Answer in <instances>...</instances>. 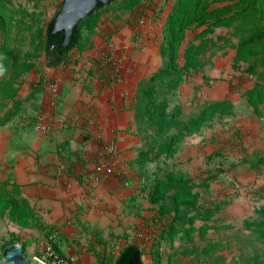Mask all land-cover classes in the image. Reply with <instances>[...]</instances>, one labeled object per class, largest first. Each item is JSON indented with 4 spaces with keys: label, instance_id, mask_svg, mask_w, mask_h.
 Wrapping results in <instances>:
<instances>
[{
    "label": "rangeland",
    "instance_id": "obj_1",
    "mask_svg": "<svg viewBox=\"0 0 264 264\" xmlns=\"http://www.w3.org/2000/svg\"><path fill=\"white\" fill-rule=\"evenodd\" d=\"M63 1L0 0V191L3 184L10 190L29 164L26 130L38 125L44 106V127L60 129L62 109L69 115L85 104L83 94L93 92L101 76L94 63L79 66L83 58L74 54L81 42L73 68L47 66L46 29ZM152 15L160 20L161 34L152 38L163 65L138 93L130 131L142 140V152L97 161L95 180L84 181L90 187L79 201L45 217L42 226L23 228L0 215V261L15 243L28 258L47 263H53L49 246L65 262L57 264H116L135 244L145 264H264L257 231L264 229V0H114L86 24L112 41ZM100 22L115 27L105 30ZM127 37L134 46L141 33ZM110 79L103 75L104 83ZM218 102L224 104L197 125ZM70 167L65 163L63 172ZM170 175L186 178L190 190H170L153 203L155 187ZM107 178L119 190H95ZM187 191L194 195L190 203L173 197Z\"/></svg>",
    "mask_w": 264,
    "mask_h": 264
},
{
    "label": "crops",
    "instance_id": "obj_2",
    "mask_svg": "<svg viewBox=\"0 0 264 264\" xmlns=\"http://www.w3.org/2000/svg\"><path fill=\"white\" fill-rule=\"evenodd\" d=\"M152 17L154 16L142 18L137 28L130 25L124 27L114 35L112 41L91 33L90 40L85 41L82 44L85 46L74 54L75 57L81 55L83 58L79 66L87 68L94 63L102 76L104 70L100 71L101 62L105 57L112 59L119 66L121 82L113 81L108 84L99 77L94 83L93 92L83 94L85 104L81 102V106L77 105L75 109L67 108L68 112L71 111L69 115H65V109H62L63 114L59 113L63 119L60 129L48 131L47 126L44 127L49 116L48 109L44 106L35 129L30 126L26 130L25 141L29 145L26 162L29 164L19 170L21 175L17 173L16 181L21 187L22 197L43 217V223L51 213L58 210L68 211L79 201L85 187H90L87 183L84 185V181L88 180L92 185L95 180L96 174L91 172L93 166H98L97 161L103 164L110 157L114 159L116 155L123 159L127 155L137 156L142 152V140L130 131L137 116L138 93L141 83L149 75L157 73L163 65L159 48L152 38L161 34L160 20ZM108 25L115 27L110 23ZM108 25L103 27V22L99 23V27L105 30H108ZM134 31L141 33V39L139 43L131 46L127 35ZM88 57L95 59L90 62ZM70 66L73 68L75 62ZM65 83L69 86L71 81L66 80ZM86 104L89 106L85 108ZM64 143H67L65 149L72 155V160L63 161L61 164L58 147ZM77 155L82 158L81 161H77ZM52 160L54 163L51 166L49 163ZM65 163L73 166L69 171L73 175L63 172ZM98 169H102V166ZM95 190H119V185L112 178H107Z\"/></svg>",
    "mask_w": 264,
    "mask_h": 264
},
{
    "label": "trees",
    "instance_id": "obj_3",
    "mask_svg": "<svg viewBox=\"0 0 264 264\" xmlns=\"http://www.w3.org/2000/svg\"><path fill=\"white\" fill-rule=\"evenodd\" d=\"M65 1V0H64ZM62 2V5L64 3ZM106 5H102L98 9H96L90 17L84 19L80 25L78 26L76 33L74 35L73 41L71 42L69 47L63 46L64 38H65V32H60L57 35H52L51 33V25L55 21L56 16L60 12V10L51 18L50 22L47 25L46 29V35H45V55H46V60H47V66L49 68H56L60 65H69L70 62L72 61V54L73 50L76 49L77 45L81 42L82 44L90 40V35L93 32V29L90 26H87L86 22L91 20L96 14L98 10H101L105 7ZM181 14L178 13V16L175 19V23L177 25L178 22L182 20ZM87 26V27H86ZM86 27V28H85ZM85 28V32L87 36L85 35V39L83 38V30ZM94 34V32L92 33ZM177 36V33L175 32V39ZM109 41V40H107ZM81 44V45H82ZM85 46V45H82ZM81 46V47H82ZM171 53H172V60L174 61L177 58V50H176V45L173 41V45L171 48ZM189 53V60L193 61L191 54V51L187 52ZM109 60V58H106L101 62L102 66L100 67V71L103 69L104 73L103 75L107 76H112L115 74L116 78L117 73L113 70V64L108 66L106 64V61ZM103 75L101 79L103 80ZM157 75H153L152 78H156ZM115 80H108V84H112V82ZM43 82V76L40 77L39 83ZM254 93V92H252ZM251 101L253 100V96L250 97ZM224 104V102H218L212 105H209L201 118L197 120L195 123L197 125L205 122L208 120V117L215 114V112ZM256 107V105H255ZM10 119L7 118L2 121V124H6L9 122ZM67 146V143L61 144L58 147V155L61 160V164L63 161H71L72 160V155L70 153H67L65 150V147ZM82 158L77 155V161H81ZM61 164L59 166V169L61 170ZM69 175H73L72 172H69ZM79 180L81 181V177H79ZM190 190L189 188V183L187 182L186 178L182 177H177L174 175H170L168 182L164 184L163 186L157 185L154 189V192L151 195V201L153 203H156L160 200H163L166 198L167 194L169 193L170 190ZM176 200H180L183 203H190L193 201L194 195L191 194V192H176L173 196ZM262 213L264 214V209H262ZM8 214L9 219L18 224L19 226L23 228H28V229H34L37 228L38 226H42V220L41 217L38 215V213L35 211V209L29 204V202L22 197L21 194V187L17 183H14L13 186L10 188V190H6L4 188V184L1 187L0 191V215L5 216ZM260 234L261 237L264 238V229H258L257 230ZM12 245H15V243H12ZM138 253L140 256V264H145L142 259V250L138 245L132 244L126 246L120 257L117 259L116 264H128L130 259Z\"/></svg>",
    "mask_w": 264,
    "mask_h": 264
},
{
    "label": "water",
    "instance_id": "obj_4",
    "mask_svg": "<svg viewBox=\"0 0 264 264\" xmlns=\"http://www.w3.org/2000/svg\"><path fill=\"white\" fill-rule=\"evenodd\" d=\"M114 0H65L63 6L51 25L52 35L65 32L63 46L69 47L80 23L101 7ZM4 259L0 264H46L38 258L30 259L20 245H10L5 249ZM128 264H140V256L136 253Z\"/></svg>",
    "mask_w": 264,
    "mask_h": 264
},
{
    "label": "built area",
    "instance_id": "obj_5",
    "mask_svg": "<svg viewBox=\"0 0 264 264\" xmlns=\"http://www.w3.org/2000/svg\"><path fill=\"white\" fill-rule=\"evenodd\" d=\"M106 64L108 65V66H110L111 64H113V70L117 73V78H116V76L115 75H113V76H115V78H114V80L116 81V82H121V79H119V67L114 63V61L112 60V59H109V60H107L106 61ZM112 76V77H113ZM47 251H48V254L49 255H51V257L53 258V263H47L45 260H43L42 259V261L44 262V263H46V264H57V262L58 263H65L62 259L63 258H61V256H59L54 250H53V248L52 247H47Z\"/></svg>",
    "mask_w": 264,
    "mask_h": 264
},
{
    "label": "clouds",
    "instance_id": "obj_6",
    "mask_svg": "<svg viewBox=\"0 0 264 264\" xmlns=\"http://www.w3.org/2000/svg\"><path fill=\"white\" fill-rule=\"evenodd\" d=\"M3 74V71H2V69H0V75H2Z\"/></svg>",
    "mask_w": 264,
    "mask_h": 264
},
{
    "label": "bare ground",
    "instance_id": "obj_7",
    "mask_svg": "<svg viewBox=\"0 0 264 264\" xmlns=\"http://www.w3.org/2000/svg\"><path fill=\"white\" fill-rule=\"evenodd\" d=\"M39 259V258H38ZM41 259H39V261H40ZM40 262H42V260L40 261Z\"/></svg>",
    "mask_w": 264,
    "mask_h": 264
}]
</instances>
